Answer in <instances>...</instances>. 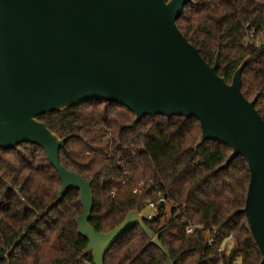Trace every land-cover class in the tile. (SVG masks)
<instances>
[{"label":"trees","instance_id":"16d2710c","mask_svg":"<svg viewBox=\"0 0 264 264\" xmlns=\"http://www.w3.org/2000/svg\"><path fill=\"white\" fill-rule=\"evenodd\" d=\"M177 25L207 62L219 59L218 73L228 82L251 56L242 88L249 99L259 95L256 106L264 119V0H192ZM134 117L129 108L103 99L38 117L59 136H69L60 150L63 166L92 182L90 223L108 232L138 209L176 264H260L262 252L242 212L250 180L245 158L239 155L219 168L232 150L217 140L196 147L202 128L194 117L149 115L137 130L131 128ZM61 186L41 146L0 148V264L93 262L90 253L78 257L88 244L76 223L83 212L79 190L69 189L44 213ZM160 195L166 202L146 218L147 203ZM188 226L197 229L187 232ZM105 264L170 262L135 225L107 252Z\"/></svg>","mask_w":264,"mask_h":264},{"label":"water","instance_id":"95a60500","mask_svg":"<svg viewBox=\"0 0 264 264\" xmlns=\"http://www.w3.org/2000/svg\"><path fill=\"white\" fill-rule=\"evenodd\" d=\"M192 0H0V148L28 142L41 146L62 179L61 202L78 189L83 212L79 235L94 264L130 228L140 225L152 243L176 264L160 237L138 209L120 224L98 232L90 223L94 210L92 182L60 159L69 138L38 117L90 100L119 103L135 113L137 130L145 116L194 117L202 132L196 147L217 140L232 150L219 167L241 155L250 170L242 209L264 264V119L259 95L243 92L247 56L230 82L218 73L220 61H206L182 32L177 20Z\"/></svg>","mask_w":264,"mask_h":264},{"label":"built area","instance_id":"2783aa9c","mask_svg":"<svg viewBox=\"0 0 264 264\" xmlns=\"http://www.w3.org/2000/svg\"><path fill=\"white\" fill-rule=\"evenodd\" d=\"M260 42V39L257 40V44ZM151 183L152 181L148 182V186H151ZM140 186H144L145 185V182L144 181H141L139 183ZM135 191H137V188L134 189ZM163 202H166V199L160 195L158 200L155 201V200H151L150 202L147 203V210H150L151 212L150 213H147L146 214V218L148 219H151L152 218V215L154 214V212L158 209V204L159 203H163ZM142 214V213H141ZM143 215V214H142ZM144 219H145V216H143ZM196 226H188L187 227V232H194L196 230ZM203 235L204 237L206 238V240L208 241V243L210 245H214L215 244V237L212 236L210 230L208 229H205L203 231ZM228 243H231L233 241V237L232 236H228V239H227ZM78 264H94L93 262H91L90 260H82V262L78 263Z\"/></svg>","mask_w":264,"mask_h":264},{"label":"rangeland","instance_id":"374dc122","mask_svg":"<svg viewBox=\"0 0 264 264\" xmlns=\"http://www.w3.org/2000/svg\"><path fill=\"white\" fill-rule=\"evenodd\" d=\"M169 206H171L170 204H169ZM151 211L150 210H145L144 211V215H145V213L147 214V213H150Z\"/></svg>","mask_w":264,"mask_h":264}]
</instances>
